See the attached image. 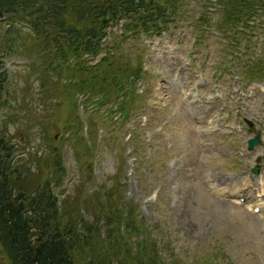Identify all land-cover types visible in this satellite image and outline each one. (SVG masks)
<instances>
[{
	"label": "rangeland",
	"instance_id": "1",
	"mask_svg": "<svg viewBox=\"0 0 264 264\" xmlns=\"http://www.w3.org/2000/svg\"><path fill=\"white\" fill-rule=\"evenodd\" d=\"M176 3L187 13L183 20H175V28L162 37H149L142 25L135 33L138 39L122 45L129 53L145 51L143 70L149 73L138 83L127 84V88L138 87L143 95L129 120L111 112L116 106L105 103L103 93L94 91L87 100L85 92L76 89L78 80L72 74L79 56L70 60L68 70L64 66L68 61H59L54 54L56 48H42L47 38L24 37L16 42L8 35L0 69L7 75L0 96V127H8V137L17 149L15 161L31 168L26 182L34 188L55 166L53 157L61 148L67 175L64 186L56 188L60 200L75 205L78 198L82 208L99 213L102 204L109 205L104 199L107 192L119 186L123 206H129L128 202L137 206L165 261L264 264V219L209 190L238 193L248 181L264 179V161L261 175L251 173L257 158L264 157V67L246 70L247 63L259 58L264 66V6L255 20L258 25L236 34L223 13L204 11L208 0ZM214 20L218 23L214 27L221 26L227 36L210 30ZM2 21L6 26L0 39L5 40L10 22ZM107 25L105 41L109 42L122 32L123 23ZM18 29L29 31L21 22ZM201 29L208 33L198 34ZM24 47L39 51L30 56L21 52ZM104 54L82 56L94 65ZM55 59L60 71L50 64ZM32 67L34 74L27 72ZM260 71L261 78L254 82ZM95 73L90 69L78 77L89 80ZM106 78L115 80L113 75ZM197 81L202 82L200 89ZM73 97L82 103L79 115ZM74 116L82 122L80 135L93 133V144L86 152L78 139L66 141L63 125ZM246 119L254 123L252 127ZM257 134L263 143L249 152V139ZM120 155L128 159L121 161ZM5 260L0 250V264Z\"/></svg>",
	"mask_w": 264,
	"mask_h": 264
},
{
	"label": "trees",
	"instance_id": "2",
	"mask_svg": "<svg viewBox=\"0 0 264 264\" xmlns=\"http://www.w3.org/2000/svg\"><path fill=\"white\" fill-rule=\"evenodd\" d=\"M176 1L0 0V20L5 17L10 22L5 40L0 39V69L4 53L8 51V35L12 34L16 42L32 36L40 41L48 39L42 48L48 49L50 45L51 49L56 48L54 54L59 61H68L64 65L68 70L72 65L70 60L74 55L79 56L74 59L76 74H72L78 80L76 89L85 92L89 100L94 91L103 93L104 102H116V109L127 119L142 96L135 94V88L127 90L126 84L130 82L132 86L148 73L142 68L143 54L137 50L126 52L122 43L140 32L142 25L154 34H161L179 10ZM178 1L180 5L185 2ZM223 1L224 8L232 13L225 17L232 28L242 24L254 27L248 22L264 6V0ZM105 17L115 23L121 18L128 21L120 40L112 36L105 43L107 26L101 24ZM18 21L26 22L29 31L19 30ZM3 25L0 21V31ZM34 51L39 49L24 47L21 52L32 56ZM103 51L105 55L94 65H89V59L82 56L92 54L95 58ZM55 60L51 66L60 68ZM263 67L256 61L247 70ZM89 68L97 73L89 80L80 79L78 74ZM34 71L32 67L27 72L34 74ZM259 73L256 77L261 78L263 71ZM107 75H113L115 80L107 82ZM6 80V73L0 71V96ZM8 135L7 125L0 127V250L6 259L4 264H180L176 259L172 262L163 259L157 239L150 234L148 223L141 221L137 206L130 202L129 206H123L119 186L114 185L107 192L104 199L109 205L102 204L100 218L93 223L84 220L78 198L75 205L60 200L56 188L62 186L67 175L62 149L54 155L55 166L49 169L45 180L35 188L28 185L26 180L32 174L31 168L15 161L13 155L17 149ZM91 167L87 165L89 171ZM19 171L26 175L23 177ZM208 264L212 263L208 261Z\"/></svg>",
	"mask_w": 264,
	"mask_h": 264
},
{
	"label": "water",
	"instance_id": "3",
	"mask_svg": "<svg viewBox=\"0 0 264 264\" xmlns=\"http://www.w3.org/2000/svg\"><path fill=\"white\" fill-rule=\"evenodd\" d=\"M105 19L103 20V23H105ZM254 143V141H250V144L252 145Z\"/></svg>",
	"mask_w": 264,
	"mask_h": 264
}]
</instances>
